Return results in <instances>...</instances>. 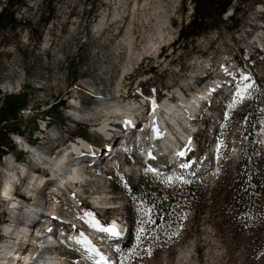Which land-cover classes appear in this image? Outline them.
<instances>
[{
  "label": "rangeland",
  "instance_id": "374dc122",
  "mask_svg": "<svg viewBox=\"0 0 264 264\" xmlns=\"http://www.w3.org/2000/svg\"><path fill=\"white\" fill-rule=\"evenodd\" d=\"M4 2L5 0H0V7ZM237 5L238 0H234L223 15L226 23L221 29H212L194 38L186 47L178 46L174 41L180 25L188 21L192 13L190 0H23V5L15 8V17L19 25L15 29H6L0 35V91L3 94L26 90L30 94L29 102L20 115L24 127L21 143L24 139H34L37 132L33 131L35 127L33 117L39 118L44 110L48 109L49 113L46 114L51 124L49 134L56 139L51 143L50 136L46 135L48 141L39 142L37 146L44 145L48 151L57 143V149L51 150V160L60 151L67 149L66 146L69 144H66L65 139L73 135L70 130L74 122L69 121L68 125L65 108L58 107L51 111L50 104L57 103L66 94H77L78 97L81 93L78 86L81 83H88L92 90L105 86L104 82L91 83L92 72L96 71L102 75L110 68L109 61L117 60L112 83L114 87V81L122 74L129 55V47L126 41H123L124 37L130 42V52L134 54L140 51L148 40H156L159 32H162L163 36L169 34L170 37L168 41L161 43L158 52L144 55L134 71H130V74L129 71L124 73L126 79L123 91L126 101L139 102L143 99V94H147L146 101L150 102L149 99L154 96L164 97L165 91L168 96L178 86L183 90L187 88L191 92L205 91L215 83L209 98L207 97L208 99L206 98L198 108L199 112L211 109L212 115L201 118L196 114L194 117L199 131L195 138L196 151L192 154V159H189L181 169L171 167L158 171L146 170L158 173L157 176L162 179L159 184H153L156 187L155 192L161 195L174 191L178 183L187 184L189 178L194 175L196 177V181L191 185V200L188 201L190 206L183 209L179 220L170 222L164 231L156 234L163 236L164 239L161 241L146 239L151 234V231L147 230L151 224L149 211L141 209L138 214H133L127 194L120 190V188L134 187L137 181L128 175H122L118 159L115 160L118 154H114L113 146H110L112 149L110 147L107 149L111 150L109 151L111 154L116 155L114 159L112 155L107 157L104 155L108 153L106 146L109 145L100 139L96 131L101 132L99 128L103 123L92 124L86 120L96 128L88 127L84 119L77 121L76 134L88 139L95 146L99 145L88 150L90 144L85 140H80L82 145L78 147V144L73 143L75 144L73 146L77 147L78 156L72 158H94L97 161L94 165L82 163L78 166L82 175L90 180L83 184V188H80L82 185H77L80 190L85 191V197L82 193L80 201L82 204L79 205L80 202L69 198V191L67 193L62 189H59V196L52 194L46 196L45 211H48L49 216L52 214L59 218L62 216L67 222L63 223L57 218L52 219L49 224L45 217L41 220L42 225H48L56 230L65 227L64 230H69L68 234L76 231L72 235L66 233V236H75L77 239L82 238L84 232L88 236V233L93 231L97 239L103 228L99 229L91 224L93 229H86L88 221L84 217L82 206L89 210L90 196L101 193L100 195L108 199L106 202L111 207L96 213L98 217L95 220L96 226L115 218L127 232L126 239L121 242L118 237L120 234L115 235L116 240L104 242L118 246L116 252H113L115 264H264V187L260 193V203L253 213L242 212L230 198L224 196V193L230 194L240 185L237 170L240 139L245 135L244 120L254 90L257 91L256 100L261 104V108L260 112L255 114L257 125L252 130V142L254 155L264 171V42H262L264 0H249L241 5L238 13H235L233 8ZM104 16L106 20L101 28L92 30V26ZM235 22L237 27L231 28ZM76 29L79 33L74 41L72 36ZM259 44L263 46V51L257 50L256 45ZM258 52L263 56H258ZM251 54L254 58H249ZM72 64L76 65L74 82L71 80ZM222 64L223 68H221ZM238 71L241 74L235 76ZM225 72L235 76L231 81L235 91L226 97H221L220 88L216 87V84L219 83L218 79L226 77ZM7 85H11L12 88L6 90ZM59 85L63 86L62 90H58ZM236 85L239 88H236ZM85 91L88 92V89ZM186 93L190 97L188 91ZM84 108L88 117L94 115L92 109L96 112L100 109L98 104L87 102L83 103ZM114 118L115 114H112L106 120L113 121ZM204 122H207L205 127H203ZM120 130H115V134ZM119 137L116 140H119ZM26 148L31 147L26 146ZM18 149L14 144L8 156L1 158L0 168L6 167L7 160L13 156L21 159L19 161L21 165H15L18 170L23 164L29 168L33 167L27 164L29 162L25 163L27 156ZM30 155L28 161H31ZM168 156L170 157L171 154H167ZM127 158H132V155ZM103 162L111 165L109 172L103 171L102 167V171L99 170ZM201 166L205 167L201 168ZM48 171L54 178L52 170L48 169ZM42 174H45L43 170L34 176L39 177ZM44 176L37 183L40 187L48 180L46 174ZM51 180L47 193L57 192L52 191L58 185L53 183V179ZM23 182H26V176L22 178L21 185ZM22 187H25L24 184ZM19 192H24V189L20 188ZM43 210L41 209L40 214L44 212ZM75 214L76 221L80 225L78 230H74L73 226L68 227L70 226L68 220L74 218ZM6 218L0 209V223H3L0 228L5 225L4 222H9ZM93 234L90 235L94 237ZM61 236L60 233L55 236L59 238L60 246L51 251L58 254L57 260L60 263H62L61 259L66 257L67 261L74 264L76 256L72 249L74 244L70 237L68 240L65 236L61 239ZM142 236L146 240L141 238ZM78 242L81 243L76 241L75 245L79 244ZM94 246L95 252L105 255L103 261L105 264L108 263L105 257L107 253L112 252V249L104 254L101 250L105 246ZM33 249L42 251L41 248L33 247ZM23 250H26V247ZM51 251L45 249L41 252V256H45L46 253L48 255ZM120 251L123 254L118 258ZM62 260L66 262L64 258Z\"/></svg>",
  "mask_w": 264,
  "mask_h": 264
},
{
  "label": "bare ground",
  "instance_id": "6f19581e",
  "mask_svg": "<svg viewBox=\"0 0 264 264\" xmlns=\"http://www.w3.org/2000/svg\"><path fill=\"white\" fill-rule=\"evenodd\" d=\"M105 20H106L105 16L100 17L98 19V22H96L92 26V30L96 31L99 28H101ZM78 33L79 32L76 29L75 34L72 36V40L76 41ZM124 38L125 39L123 41H126V44L129 47L128 49L129 55L127 61L125 62V65L123 66L122 74L119 76V78L116 79V81H114L115 84L114 87H112V83L114 79L115 66L117 60L109 61L110 68L104 71L102 75L96 71L92 72L93 74L91 77V83L94 82V84H99L101 82H104L105 86L97 90L96 89L92 90L91 86H89L88 83H81L78 86V88L81 91V93L78 95L79 105L80 103L82 104L87 102L91 104H98L100 107V109H98L99 111L97 110V112L92 109L94 115L86 119L89 120V122L92 124H94L95 122L103 123L107 118H109L115 112L125 116L126 119L124 120V122L130 124V122L133 119L132 116L138 113L140 106L137 103L131 104L129 102H125L126 100L124 99L125 95L123 89L125 88L124 81L126 77L124 73L129 71L128 74H130L131 73L130 71H132L134 68L138 66L140 60L142 59V57H144V55L148 53L154 54L158 52L159 46H162L161 43H165L166 41H168V39H170L169 34L163 36V33L159 32L156 40H152V39L148 40L146 44L142 46L141 50L134 54L133 52H130V42H127L126 37ZM256 38L257 40H259L258 36ZM262 42H264V40H262ZM64 48L65 46L63 47V49ZM116 50H118L117 47ZM221 68H223V64L221 65ZM213 70L212 72H214ZM17 84L19 85L20 82H18ZM214 85L215 83L212 84V86ZM230 85L232 87L234 86L232 83ZM230 85H228V89L231 88ZM212 86L206 89L205 91L196 90L194 92H191L187 88L186 90H183L181 86H178L175 88V90L171 92V94H169L168 96H164L162 100L158 102V104H156V106L153 108L150 114L149 117L150 122L149 124H147V128L148 130H150L151 133L150 135L147 132L143 133L144 138L151 140V144L146 147V153L148 155L154 153L153 151L157 153L159 152L160 154H164V153L171 154L170 157L169 156L167 157V155L160 157L158 155V157H160L162 161H168V158H170L171 161L172 159H176L177 156H182L180 153L181 148L184 147L188 148L193 145V143L190 141V138L192 136V130L195 128L196 123H193L191 116L198 108L201 107L202 102L210 95ZM235 87L239 88L238 85H236ZM6 88H7L6 90H8L11 89L12 87L11 85H7ZM62 88L63 86L59 85L58 90H62ZM87 89L88 92L85 91ZM185 91L186 92L188 91L190 97L187 96V93ZM75 106H76V102L72 105L71 110H73ZM69 121L74 122L73 120L70 119ZM105 128L106 126L103 123L100 126L99 130H101V132H105ZM119 136L120 135L116 134L115 138L117 139V137ZM119 140L120 142L125 141L123 140V137H119ZM44 147H45L44 145L40 147L37 146L36 147L38 149L37 154L43 155L46 158L48 157L47 153L51 149H49L48 151H44V150L39 151ZM73 147L74 146H72V148ZM77 147H74L73 149L76 150ZM109 147L110 146H106V149ZM68 148L69 147H67V149ZM67 149L60 151L59 154L54 159L51 160L50 158L47 162L46 161L41 162L43 166V172L46 174V172H48V169H51L52 174L55 178L54 179L50 176L48 177V180L45 181V183L49 184L50 182H52L51 179H53L54 180L53 183H56L58 187L53 188L52 191L53 190L57 191L55 193H58L59 189L65 190L67 191V193L69 191L68 194L69 198H72L77 202H80L82 200V195H83L82 193H84L85 195V191L80 190L77 187V185L78 184L82 185L80 188H83L84 187L83 184H86L90 180L87 179L84 175H82L83 173L82 171H79L80 167L78 168V166L82 163H89V164L92 163L94 165L97 163V161H95L94 158L76 159V157L72 158L70 161V158H68L69 156L67 155ZM107 151L108 153H105L104 155L106 157L112 155L114 159L115 156L113 155V153L112 154L110 153L111 150L107 149ZM30 154L31 153H29V155ZM141 154L144 155L145 153L142 152ZM100 157L102 158V156ZM32 158H30V160H32ZM104 161L107 160L104 159ZM36 165L37 164H33V167L29 168L27 167V165L23 164V166H21L20 169L18 170V168H16L15 165L8 163L6 167L0 168V200H2L3 203H5L3 199H5L6 201L8 200L7 208L9 209V216L11 220V222H4L5 225L2 228H0L1 235H3L2 240L0 241V264H65L66 263L62 260L63 259L62 256L59 255L60 258H62L61 259L62 263H60L57 260L58 254L54 253V251H51L53 248L60 246L59 238L55 237L57 236V230L55 228L51 229L50 226L48 225H41L40 228L36 227V230L32 231V233H28L27 232L28 227L26 225L20 226L17 224L16 215L21 206V202L18 199L13 198L12 189L15 187L17 183L21 185L22 178L26 176V182H23L25 187H22L23 186L22 184L20 188L24 189V192L28 196L33 195L35 196V198L36 197L40 198L41 195L39 190L40 186L37 185V183L39 182V179L42 178V176L45 177L44 176L45 174H42V176L39 177L34 176L35 175L34 168L36 167ZM66 169L69 170L65 172ZM41 183L42 182H40V185ZM72 188L73 189L78 188V189L74 191L70 190ZM62 194L63 193H61V195ZM100 194L101 193H98V195H95L94 197L91 196L92 201L96 204V206H99L100 208H110L111 206H108L106 202L108 199H106V197H103L104 195L102 196ZM81 204L82 203L80 202L79 205ZM31 206H32L33 215L35 217H39V220H43L45 217L41 218L40 212L41 209L45 210V208L40 207L39 203L36 202L32 203ZM75 207H77V205ZM0 209L2 212L3 209L1 207ZM73 216L74 218L68 220L70 221L69 222L70 226L68 225L67 226L68 227L73 226L72 228L74 230H78L80 225H78L79 223L76 221L77 217L75 216L77 215L75 214ZM86 216H87V221L92 222L94 220V218L90 214H86ZM60 218L64 220L63 223H66L65 221L66 218L62 216ZM113 222L116 223L117 226L119 227V224L116 221H112V223ZM43 227L47 228L49 232H45ZM64 228L61 227V229ZM68 232L69 230L65 229L60 238L62 239V237L64 236L67 237L66 233L68 234ZM74 232H71L68 235H72ZM90 234H93V231H90ZM90 234L88 233L87 237L83 236L80 239L75 238V236H69V237L71 238L73 244H75L76 241H81V242L88 241L96 245L94 241V237L96 239V236H94L93 234L94 237H92ZM77 235L80 236V234L78 233ZM69 237H67L68 240ZM42 238L44 240H40ZM112 240H116V239L113 237H101V240L98 239L97 241L104 243ZM41 243L42 246H40ZM37 245L40 246L42 251H45L46 249V251L50 250L51 252H48V255L46 253L45 256H41L42 251H39L38 249L37 250L33 249V247L39 248V246ZM24 247H26V250H23ZM101 252L105 254L108 252V250H105L103 248ZM107 255L105 258L107 259V261H109L110 254L107 253ZM27 261H31V262H27ZM103 263H105V261H103ZM75 264H92V263H90L89 260L84 256L82 258H77Z\"/></svg>",
  "mask_w": 264,
  "mask_h": 264
},
{
  "label": "trees",
  "instance_id": "16d2710c",
  "mask_svg": "<svg viewBox=\"0 0 264 264\" xmlns=\"http://www.w3.org/2000/svg\"><path fill=\"white\" fill-rule=\"evenodd\" d=\"M233 1L190 0L192 3V13L188 21L180 25L177 38L174 41L175 44L186 47L187 43L194 38L212 29H221L226 23L223 15L231 7ZM248 1L238 0V5L233 8L234 12L238 13L241 10V5ZM20 5H23V0H5L0 7V35L6 29H15L19 25L15 17V8ZM52 14L51 12V16ZM236 27L237 23L235 22L231 28ZM72 68L71 80L74 82L76 79V65L72 64ZM256 92L254 90V95L248 105V113L245 115L243 126L245 135L240 139V155L237 164L240 185L230 194L224 193V196L230 198L231 202L240 207L242 212L245 211L247 213L251 211L253 213L260 203V193L264 187V171L260 167L257 157L254 155V144L252 142V130L257 125L255 114L260 112L261 108V104H258L256 100ZM29 95L26 90L3 94L0 91V160L6 153V150H12L14 147L12 134L23 135L24 133L20 115L29 102ZM63 102L60 99L55 104L51 103L49 109L52 111L54 108L61 106ZM157 174L156 172L144 171L134 187L129 189L120 188V190H123L127 194L128 204H130L133 214H138L141 209L149 211L151 216L149 221L151 224L147 230H150L151 234L146 239L150 238L152 241L154 239L160 241L164 239L163 236H156V234L164 231L170 222L179 220L183 209L190 206L188 201L191 200V185L196 181L194 175V177L186 181L188 182L187 184L184 182L178 183L174 191L161 195L159 192H155L156 187L153 185L159 184L162 180ZM141 238L144 237L142 236ZM146 239L144 238V240ZM148 244H150L149 241ZM122 254L123 252L120 251L118 258H121Z\"/></svg>",
  "mask_w": 264,
  "mask_h": 264
},
{
  "label": "snow or ice",
  "instance_id": "6c2138e0",
  "mask_svg": "<svg viewBox=\"0 0 264 264\" xmlns=\"http://www.w3.org/2000/svg\"><path fill=\"white\" fill-rule=\"evenodd\" d=\"M181 155H182V153H181ZM109 231H112L113 234H116L114 229H109Z\"/></svg>",
  "mask_w": 264,
  "mask_h": 264
}]
</instances>
